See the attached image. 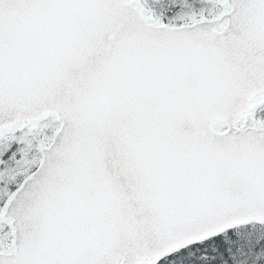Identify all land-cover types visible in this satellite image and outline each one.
I'll return each mask as SVG.
<instances>
[{
	"label": "snow or ice",
	"instance_id": "obj_1",
	"mask_svg": "<svg viewBox=\"0 0 264 264\" xmlns=\"http://www.w3.org/2000/svg\"><path fill=\"white\" fill-rule=\"evenodd\" d=\"M0 264H264V0H0Z\"/></svg>",
	"mask_w": 264,
	"mask_h": 264
}]
</instances>
